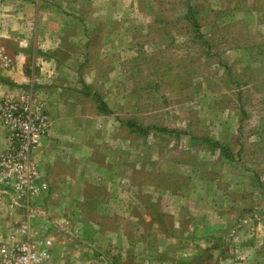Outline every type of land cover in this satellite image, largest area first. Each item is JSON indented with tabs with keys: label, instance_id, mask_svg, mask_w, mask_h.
Masks as SVG:
<instances>
[{
	"label": "rangeland",
	"instance_id": "rangeland-1",
	"mask_svg": "<svg viewBox=\"0 0 264 264\" xmlns=\"http://www.w3.org/2000/svg\"><path fill=\"white\" fill-rule=\"evenodd\" d=\"M0 32L61 71L54 264H264V0H0Z\"/></svg>",
	"mask_w": 264,
	"mask_h": 264
},
{
	"label": "built area",
	"instance_id": "built-area-1",
	"mask_svg": "<svg viewBox=\"0 0 264 264\" xmlns=\"http://www.w3.org/2000/svg\"><path fill=\"white\" fill-rule=\"evenodd\" d=\"M1 60L9 65L6 55ZM0 120L8 142L0 156V167L12 189L9 205L23 208L27 215L33 211L30 199L47 188L33 155L49 132L50 119L43 102L22 90L0 98ZM20 227L19 233L2 240L0 264H47L51 240L31 236L27 221Z\"/></svg>",
	"mask_w": 264,
	"mask_h": 264
},
{
	"label": "crops",
	"instance_id": "crops-1",
	"mask_svg": "<svg viewBox=\"0 0 264 264\" xmlns=\"http://www.w3.org/2000/svg\"><path fill=\"white\" fill-rule=\"evenodd\" d=\"M26 26H30L31 20L25 21ZM10 23V22H9ZM11 34V33H10ZM4 33L0 32V41L3 40ZM25 41L28 40V35L24 36ZM13 56L16 61V67H13L12 69H0V98L4 95L10 94V93H17L22 90H26L25 87H33L35 86V81H39L41 84H43L41 87H37V89H43V97L42 94H39V96H35L36 99L43 102L46 112L49 116L50 109L52 105H57L59 97H57L58 90H61L60 86L58 85V76L57 74L61 71L58 69H25L24 65V52L22 50H18L17 52L13 53ZM44 77H49V79L46 80V78H41V75ZM16 90V91H15ZM50 119V116H49ZM58 116H54V123H57ZM56 120V121H55ZM50 119V129L47 134V136L44 138L42 145L39 148V151L34 153L33 160L38 164L39 170H40V177L41 180L44 181L47 184V187L49 188V183L51 184L53 179L56 178L57 184H58V178H59V166L58 162H55V170L56 176L54 173H51L52 169L54 168V163H47L48 160V153L45 152L43 149L49 148V142L51 138L53 137V131L55 130L56 124H54V127L52 125L53 123ZM8 145L7 142V133L3 125L1 124L0 120V156L1 154L6 150ZM54 151V150H53ZM44 153V154H43ZM58 158V155H57ZM55 160V159H54ZM58 160V159H57ZM56 161V160H55ZM54 162V161H53ZM52 164L51 168L50 165ZM49 182V183H48ZM48 190L42 191L39 195H36L30 199V202L32 203L33 211L29 212V214L26 215V212L23 208L9 205L10 203V196L12 194V189L9 185V181L6 179L4 173L1 170L0 167V201L3 200L4 204L2 207H0V246L3 239L6 238L7 235L11 233H19L21 230L20 225L22 222L27 221L28 224V232L31 236H37V238L42 239H52V235H46L42 232L40 229V233L37 232L39 228L36 227V224L34 222L35 216L37 217H44L42 214H46L47 211L44 209L46 208V204L43 203H36V199H41L44 195H47ZM38 196V197H37ZM37 197V198H36ZM9 210V216H5L6 211ZM41 210L43 213H38L37 211ZM10 217V218H9ZM7 220H6V219ZM4 219L6 221H4ZM4 221V222H3ZM37 221V220H36ZM50 260L47 264H54V258H55V250H57V243L55 244L54 239H52L50 245Z\"/></svg>",
	"mask_w": 264,
	"mask_h": 264
},
{
	"label": "trees",
	"instance_id": "trees-1",
	"mask_svg": "<svg viewBox=\"0 0 264 264\" xmlns=\"http://www.w3.org/2000/svg\"><path fill=\"white\" fill-rule=\"evenodd\" d=\"M188 10L189 12H193V8L191 6H188ZM127 124L131 125L132 127H135L137 129H141V125L138 123H135L134 121L128 120ZM204 141H206L208 144H210V146H212L213 148H219L220 152L222 155L226 156L227 158H232L230 155V151L227 147H225L224 145H222L219 141L217 140H212L210 138L207 137H203Z\"/></svg>",
	"mask_w": 264,
	"mask_h": 264
}]
</instances>
